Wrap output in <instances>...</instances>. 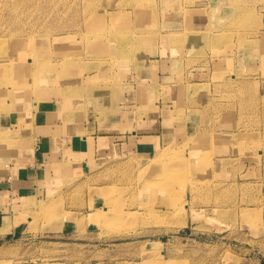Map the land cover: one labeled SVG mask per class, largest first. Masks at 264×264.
I'll return each instance as SVG.
<instances>
[{"label": "rangeland", "instance_id": "rangeland-1", "mask_svg": "<svg viewBox=\"0 0 264 264\" xmlns=\"http://www.w3.org/2000/svg\"><path fill=\"white\" fill-rule=\"evenodd\" d=\"M1 92L99 146L0 264H264V0H0Z\"/></svg>", "mask_w": 264, "mask_h": 264}, {"label": "crops", "instance_id": "crops-1", "mask_svg": "<svg viewBox=\"0 0 264 264\" xmlns=\"http://www.w3.org/2000/svg\"><path fill=\"white\" fill-rule=\"evenodd\" d=\"M13 99L0 93V245L4 247L27 226L21 211L61 193L63 179L88 167L95 159V145L99 146L90 135L79 136L76 123L61 120L63 97ZM105 137L107 151H120L123 143ZM105 152L101 150L100 156Z\"/></svg>", "mask_w": 264, "mask_h": 264}, {"label": "bare ground", "instance_id": "bare-ground-1", "mask_svg": "<svg viewBox=\"0 0 264 264\" xmlns=\"http://www.w3.org/2000/svg\"><path fill=\"white\" fill-rule=\"evenodd\" d=\"M201 158H203V157H201ZM201 158H200V159H201ZM203 160H205V159H203ZM203 160H202V161H203ZM198 161H200V160L198 159ZM202 161H201V162H202ZM184 168H185V167H184ZM183 170H184V169H183ZM170 171H171V173H175V175H176V173L178 174L181 170L178 172V168H172V169H170ZM168 172H169V170L167 171V173H168ZM171 173H170V174H171ZM170 174H169V176H170ZM169 176H168V177H169ZM172 176H173V175H171L170 177H172ZM172 178H173V177H172Z\"/></svg>", "mask_w": 264, "mask_h": 264}]
</instances>
